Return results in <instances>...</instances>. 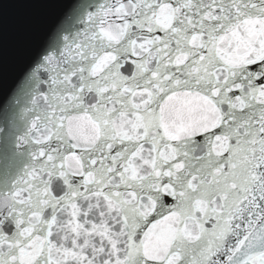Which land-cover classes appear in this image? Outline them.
Returning a JSON list of instances; mask_svg holds the SVG:
<instances>
[{"label": "snow or ice", "instance_id": "snow-or-ice-1", "mask_svg": "<svg viewBox=\"0 0 264 264\" xmlns=\"http://www.w3.org/2000/svg\"><path fill=\"white\" fill-rule=\"evenodd\" d=\"M86 16L30 74L0 264H264V0Z\"/></svg>", "mask_w": 264, "mask_h": 264}, {"label": "water", "instance_id": "water-1", "mask_svg": "<svg viewBox=\"0 0 264 264\" xmlns=\"http://www.w3.org/2000/svg\"><path fill=\"white\" fill-rule=\"evenodd\" d=\"M104 0H0V184L29 161L19 143L30 125V74L61 38L82 32ZM41 91L46 86L40 85Z\"/></svg>", "mask_w": 264, "mask_h": 264}]
</instances>
